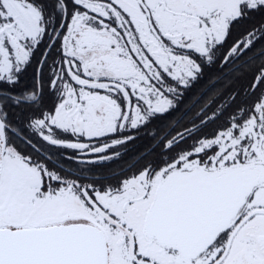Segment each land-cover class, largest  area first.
Returning <instances> with one entry per match:
<instances>
[{"label": "snow or ice", "instance_id": "snow-or-ice-1", "mask_svg": "<svg viewBox=\"0 0 264 264\" xmlns=\"http://www.w3.org/2000/svg\"><path fill=\"white\" fill-rule=\"evenodd\" d=\"M0 264H264V0H0Z\"/></svg>", "mask_w": 264, "mask_h": 264}, {"label": "trees", "instance_id": "trees-1", "mask_svg": "<svg viewBox=\"0 0 264 264\" xmlns=\"http://www.w3.org/2000/svg\"><path fill=\"white\" fill-rule=\"evenodd\" d=\"M142 148H143V145H142V144H138V145L136 146V148L134 149V152H135V151H140ZM134 152H133V153H129V155H130V156L133 155Z\"/></svg>", "mask_w": 264, "mask_h": 264}]
</instances>
